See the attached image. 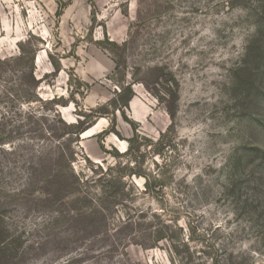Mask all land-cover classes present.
Returning a JSON list of instances; mask_svg holds the SVG:
<instances>
[{"label":"rangeland","instance_id":"rangeland-1","mask_svg":"<svg viewBox=\"0 0 264 264\" xmlns=\"http://www.w3.org/2000/svg\"><path fill=\"white\" fill-rule=\"evenodd\" d=\"M60 1L0 0V264H264V0Z\"/></svg>","mask_w":264,"mask_h":264},{"label":"trees","instance_id":"trees-1","mask_svg":"<svg viewBox=\"0 0 264 264\" xmlns=\"http://www.w3.org/2000/svg\"><path fill=\"white\" fill-rule=\"evenodd\" d=\"M59 3L61 4V1L59 0ZM60 4H58V8L60 9L61 8V5ZM259 39H261V35H258L257 36V38L254 40V43H250L249 45H248V49H249V51L250 52H253L254 51V47H256L257 46V43H258V41H259ZM262 52H263V49H262V46H261V49H260V51H259V55H260V53H261V55H262ZM125 90H126V92H127V96H126V102L124 103V107H126L127 106V103H128V101H129V99L132 97V90H131V88H130V86L129 85H126V87L124 88ZM82 93V92H81ZM80 92H79V94H81ZM62 98V97H61Z\"/></svg>","mask_w":264,"mask_h":264}]
</instances>
